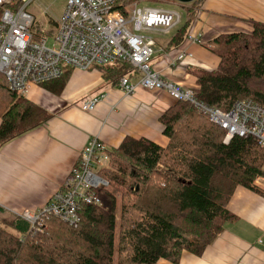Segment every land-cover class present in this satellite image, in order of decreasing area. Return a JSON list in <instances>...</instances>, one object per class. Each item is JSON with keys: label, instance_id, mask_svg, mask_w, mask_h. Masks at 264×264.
<instances>
[{"label": "trees", "instance_id": "16d2710c", "mask_svg": "<svg viewBox=\"0 0 264 264\" xmlns=\"http://www.w3.org/2000/svg\"><path fill=\"white\" fill-rule=\"evenodd\" d=\"M158 1L166 0H116L115 8L125 12L134 3ZM200 1L179 3L186 18L170 45L186 40ZM251 23L250 32L201 42L220 60L216 68L189 69L198 102L229 110L236 100L251 98L264 106V22ZM97 68L117 80L132 70L121 60ZM71 70L40 85H54L59 93ZM48 116L10 89L0 73V149ZM158 120L168 143L125 136L110 149L108 165L99 170L108 181L96 190L101 204L85 205L77 225L47 215L34 231L19 214L0 207V264H177L183 250L200 255L237 218L228 207L235 189L251 188L256 176H264V148L251 135L225 143L226 131L190 101H175Z\"/></svg>", "mask_w": 264, "mask_h": 264}, {"label": "crops", "instance_id": "0c3cea01", "mask_svg": "<svg viewBox=\"0 0 264 264\" xmlns=\"http://www.w3.org/2000/svg\"><path fill=\"white\" fill-rule=\"evenodd\" d=\"M185 18L181 16L182 23ZM251 20L264 22V0H201L188 37L208 43L221 33L250 32ZM181 22L168 33L144 32L155 42L150 65L162 78L194 88L196 78L189 69L216 68L220 59L188 37L179 46L170 45ZM181 51L186 54L178 60ZM126 75L136 80L132 73ZM54 89V85H31L24 96L49 116L0 149V207L12 213L43 207L93 135L110 149L125 136L146 137L161 146L168 143L158 120L175 103L166 91L138 87L134 93L124 94L117 79L105 78L97 67L72 69L61 92ZM95 95H101L99 101L92 110L84 111L81 104ZM228 207L237 218L227 221L200 255L183 250L177 264H264V193L238 186ZM154 264L173 263L160 259Z\"/></svg>", "mask_w": 264, "mask_h": 264}, {"label": "built area", "instance_id": "2783aa9c", "mask_svg": "<svg viewBox=\"0 0 264 264\" xmlns=\"http://www.w3.org/2000/svg\"><path fill=\"white\" fill-rule=\"evenodd\" d=\"M27 1L9 6L12 0H0V73L19 95H25L31 85L60 78L67 69L89 70L121 60L131 66L130 73L136 78L132 81L123 75L117 80V87L124 94H132L138 87L166 91L174 101H190L207 114L212 123L226 131L225 143L234 135H251L264 148L263 105L245 98L236 100L229 110L208 106L196 100L192 88L164 79L151 68L155 42L144 32H170L181 22L176 10L134 3L122 12L115 8L116 0H66L60 14L53 18V30L45 33L37 31L38 20L27 10ZM43 12L47 15L49 8ZM48 39L52 45L47 44ZM188 39L201 43L199 37ZM185 54L181 51L177 59ZM100 97L85 100L81 108L92 110ZM109 150L98 135L91 136L47 203L38 210L26 209L18 214L34 231L40 229L47 215L77 225L85 205L101 204L96 190L108 186L99 170L107 166ZM250 189L264 193V176H256Z\"/></svg>", "mask_w": 264, "mask_h": 264}, {"label": "rangeland", "instance_id": "374dc122", "mask_svg": "<svg viewBox=\"0 0 264 264\" xmlns=\"http://www.w3.org/2000/svg\"><path fill=\"white\" fill-rule=\"evenodd\" d=\"M65 1L66 0H28L27 1V10L33 13L35 18L38 20L37 23L38 32L43 30L45 31V33H49V31L53 30V26H54L53 18L57 17L60 14ZM140 3L152 5V6L165 7V8H173L174 10L180 13L182 19H184L186 15L184 8L179 4L180 2L177 3L174 1L166 0L162 2L158 1V2H140ZM46 7L49 8V13H47V15H45V13L43 12L44 8ZM47 44L52 45V40L48 39Z\"/></svg>", "mask_w": 264, "mask_h": 264}, {"label": "water", "instance_id": "95a60500", "mask_svg": "<svg viewBox=\"0 0 264 264\" xmlns=\"http://www.w3.org/2000/svg\"><path fill=\"white\" fill-rule=\"evenodd\" d=\"M180 3H189V2H192L193 0H176Z\"/></svg>", "mask_w": 264, "mask_h": 264}]
</instances>
